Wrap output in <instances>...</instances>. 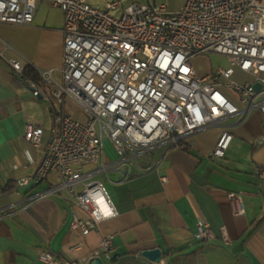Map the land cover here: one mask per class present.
Here are the masks:
<instances>
[{
  "label": "built area",
  "instance_id": "2783aa9c",
  "mask_svg": "<svg viewBox=\"0 0 264 264\" xmlns=\"http://www.w3.org/2000/svg\"><path fill=\"white\" fill-rule=\"evenodd\" d=\"M47 1L63 17L60 80L52 76V68L37 69L39 82L31 80L22 75L24 66L19 61L8 62L32 95L48 104L53 117L37 168L18 178L16 188L37 185L51 174L57 181L27 196L20 209L44 196L59 195L86 215L72 214L70 230L87 234L99 228L92 213L101 201L114 206L98 175L117 172L123 182L132 176L133 166L152 168L153 152L191 148L194 133L225 127L223 122L230 117L241 123L259 110L264 125V0H185L173 12H166L163 4L122 6L118 0L107 2L103 9L85 0ZM36 3L0 0V22L30 24ZM119 8L120 15H112ZM209 53L224 56L229 66L199 75L191 59ZM234 67L251 80L232 79ZM255 83L260 84L258 90ZM66 99L86 112L84 120L64 112ZM41 136V128L26 125L24 139L32 146H39ZM104 139L116 153L114 160L104 161ZM231 139L223 128L211 156L223 157ZM262 143L264 134L255 138L256 145ZM142 158L148 159L147 167L141 165ZM87 164L91 168L85 169ZM255 175L261 185L264 164L255 168ZM242 193L228 195L234 215L244 213ZM15 211L12 206L0 207V218ZM194 237L199 242L218 238L225 245L232 241L225 225L215 232L202 220ZM81 245L78 242L76 247ZM111 251L112 234L107 233L101 235L96 250L79 258L65 260L39 249L36 259L39 264H88L99 256L112 264Z\"/></svg>",
  "mask_w": 264,
  "mask_h": 264
},
{
  "label": "crops",
  "instance_id": "0c3cea01",
  "mask_svg": "<svg viewBox=\"0 0 264 264\" xmlns=\"http://www.w3.org/2000/svg\"><path fill=\"white\" fill-rule=\"evenodd\" d=\"M184 1L172 9L154 1L146 4H163L166 12H173ZM62 26L61 10L47 0H37L30 24L0 22V207L16 209L0 218V264H39V249L73 260L96 250L101 235L107 233L112 234V264H264V180L259 185L255 175V168L264 164V143L255 144V138L264 134L259 110L252 111L241 123L230 117L224 120L225 127L194 133L191 148L153 152V167L146 170L133 166L132 176L123 182L119 173L111 172L108 176L113 179L106 192L118 214L87 234L70 230L72 214L79 218L86 215L59 195L44 196L20 209L27 196L57 181L51 174L37 185L17 189L15 183L37 168L53 117L48 104L32 95L8 60L16 59L34 71L52 68V76L60 80ZM203 56L198 59L200 63L191 62L199 75L210 70ZM27 124L42 130L37 147L24 139ZM223 128L232 139L224 156L216 158L211 152ZM140 163L149 165L147 158ZM238 191L243 192L242 215L232 213L228 197ZM199 220L215 232L225 225L231 243L225 245L218 238L197 241L194 233ZM78 242L82 245L76 247ZM152 248L161 250L157 262L142 255Z\"/></svg>",
  "mask_w": 264,
  "mask_h": 264
},
{
  "label": "rangeland",
  "instance_id": "374dc122",
  "mask_svg": "<svg viewBox=\"0 0 264 264\" xmlns=\"http://www.w3.org/2000/svg\"><path fill=\"white\" fill-rule=\"evenodd\" d=\"M86 3H88L90 6L103 9L106 6L107 2H111L114 0H85ZM121 1L122 6H126L131 3H138V4H146L148 2H155V3H164L166 4L169 8L172 9L173 6L177 5L180 0H118ZM183 4H181L182 6ZM180 6V7H181ZM179 6L176 8L178 10L180 8ZM175 10V11H176ZM120 8L112 10L111 13L114 16H119L120 15ZM203 55H197L194 56L191 59V62H199L200 63V58ZM204 62L210 66V71L214 70L217 66L220 67H228L229 64L226 60V58L222 55L215 54V53H209L205 54L203 56ZM200 59V60H198ZM234 74L232 75V79L236 80L237 82L243 83L246 81H250L251 78L249 75L243 73L240 71L238 68L234 67ZM64 111L66 114L71 116L72 118H76L78 120H84L86 118V112L76 103L72 102L70 99H66L64 103ZM103 151H104V161L108 160H114L116 158V153L113 150L112 145L108 142L107 139L103 140ZM105 186L106 191H109V181L113 179L112 175L106 177L104 174H100L97 176Z\"/></svg>",
  "mask_w": 264,
  "mask_h": 264
},
{
  "label": "water",
  "instance_id": "95a60500",
  "mask_svg": "<svg viewBox=\"0 0 264 264\" xmlns=\"http://www.w3.org/2000/svg\"><path fill=\"white\" fill-rule=\"evenodd\" d=\"M254 88L258 90L260 88V84L255 83ZM142 255L149 259L150 261H159L160 256H161V250L159 248H152L149 250H145L142 252ZM88 264H105V261L103 258L96 256L94 258L89 259Z\"/></svg>",
  "mask_w": 264,
  "mask_h": 264
},
{
  "label": "clouds",
  "instance_id": "9594fccd",
  "mask_svg": "<svg viewBox=\"0 0 264 264\" xmlns=\"http://www.w3.org/2000/svg\"><path fill=\"white\" fill-rule=\"evenodd\" d=\"M117 214L118 213L114 206L104 204L102 201L100 207L92 213L93 219H95L98 223L102 220L114 217Z\"/></svg>",
  "mask_w": 264,
  "mask_h": 264
},
{
  "label": "trees",
  "instance_id": "16d2710c",
  "mask_svg": "<svg viewBox=\"0 0 264 264\" xmlns=\"http://www.w3.org/2000/svg\"><path fill=\"white\" fill-rule=\"evenodd\" d=\"M22 75L34 81L39 80L37 72L29 68L28 66H24Z\"/></svg>",
  "mask_w": 264,
  "mask_h": 264
}]
</instances>
